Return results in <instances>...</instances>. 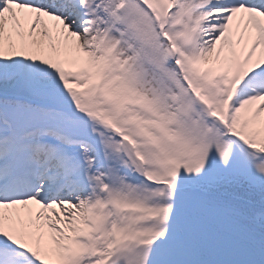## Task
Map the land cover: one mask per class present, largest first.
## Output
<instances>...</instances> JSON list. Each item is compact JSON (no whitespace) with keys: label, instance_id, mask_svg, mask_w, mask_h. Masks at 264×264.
<instances>
[{"label":"snow or ice","instance_id":"6c2138e0","mask_svg":"<svg viewBox=\"0 0 264 264\" xmlns=\"http://www.w3.org/2000/svg\"><path fill=\"white\" fill-rule=\"evenodd\" d=\"M0 264H264V0H0Z\"/></svg>","mask_w":264,"mask_h":264}]
</instances>
